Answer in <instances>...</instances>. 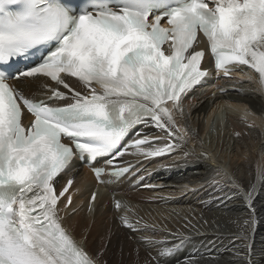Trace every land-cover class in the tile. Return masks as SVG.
Here are the masks:
<instances>
[{"label":"snow or ice","instance_id":"snow-or-ice-1","mask_svg":"<svg viewBox=\"0 0 264 264\" xmlns=\"http://www.w3.org/2000/svg\"><path fill=\"white\" fill-rule=\"evenodd\" d=\"M200 32L217 70L248 65L264 83V0H0V264H104L64 226L61 204L67 212L72 197L60 180L80 156L111 165L134 125L152 123L171 142L147 155L187 143L172 111L183 112L181 94L210 74L193 47ZM38 83L46 100L26 91ZM249 189L237 252L241 264H260L245 243L257 211Z\"/></svg>","mask_w":264,"mask_h":264},{"label":"bare ground","instance_id":"bare-ground-1","mask_svg":"<svg viewBox=\"0 0 264 264\" xmlns=\"http://www.w3.org/2000/svg\"><path fill=\"white\" fill-rule=\"evenodd\" d=\"M25 88L38 96L43 83ZM183 102L175 120L187 143L176 153L139 162L141 152L126 160L134 164L126 177L106 185H97L82 163L63 176L60 183L73 179L78 193L67 212L61 204L64 226L87 252L99 251L104 264H241L247 258L237 252L243 246L238 236L249 219L251 185L257 211L245 243L251 258L264 264L263 88L251 75L221 76ZM152 132L146 126L135 138ZM165 247L173 252L158 255Z\"/></svg>","mask_w":264,"mask_h":264},{"label":"rangeland","instance_id":"rangeland-1","mask_svg":"<svg viewBox=\"0 0 264 264\" xmlns=\"http://www.w3.org/2000/svg\"><path fill=\"white\" fill-rule=\"evenodd\" d=\"M223 120V119H222ZM223 126V125H222ZM223 128H224V126H223ZM134 194H137L136 192H134ZM126 229V228H125ZM127 230V229H126Z\"/></svg>","mask_w":264,"mask_h":264}]
</instances>
